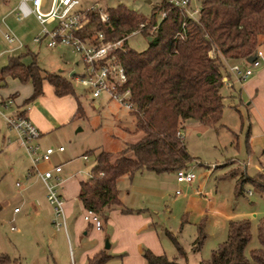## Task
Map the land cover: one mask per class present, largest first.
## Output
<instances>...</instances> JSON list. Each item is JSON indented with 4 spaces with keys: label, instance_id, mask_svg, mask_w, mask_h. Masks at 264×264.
<instances>
[{
    "label": "rangeland",
    "instance_id": "1",
    "mask_svg": "<svg viewBox=\"0 0 264 264\" xmlns=\"http://www.w3.org/2000/svg\"><path fill=\"white\" fill-rule=\"evenodd\" d=\"M46 1L50 3V0ZM156 1L158 0H153ZM80 2L83 8L95 5L103 11L122 3L144 16H149L152 10V6L146 0H80ZM18 4L19 0H0V19L3 18L1 29L11 31L35 53L37 62L43 70L47 72L61 70L59 72L69 78L71 71L79 73L82 66L75 64L77 58L71 52L61 47L49 48L45 41L40 44L33 42L40 25L33 16L17 21ZM126 41L129 47L138 51L147 47V41L141 33L129 34ZM10 46L12 45L0 34V50ZM26 51V48H21L5 52L0 56V69L7 64L9 57ZM31 60V55L24 58L26 63ZM257 60L259 62L257 66L248 62L242 64L243 68L251 69V74L247 78L241 81L232 78L234 81L232 88L222 86L223 111L216 125L204 126L195 120H189L184 125L183 140L187 152L193 158L187 167H193L196 174L191 185L178 183L174 172L157 174L145 171L142 177H137L140 185L155 188V199L146 200L148 205L145 206L149 207L153 215L163 253L169 259L177 256V250L167 235V230L175 236L185 251L187 264H201L202 261L206 264H216L217 247L227 238L229 221L247 219L251 223V239L245 248V255L250 264H258L251 259L250 251L260 247L257 224L264 218V198L251 182L241 181L246 176L264 174V37L259 38ZM260 72L262 75L258 76ZM70 80L83 107L80 111L76 109L69 123L47 136V145L43 148L56 149L62 145L66 149L65 154L71 153L73 160L70 162L62 159V155L58 157V154H53V157L57 156L63 174L74 175L79 171L78 175L86 178L87 172L95 165L97 151L105 150L111 152L113 156H119L125 143L135 141L140 133L132 132L135 121L133 112L115 101H107L104 98L96 100L100 107H95L86 89L74 79ZM6 83L5 87H0L1 94L17 89L20 96H23L30 89L28 84H20L10 78L6 79ZM45 84L48 83L45 81ZM15 109V104L7 108L0 106V254L9 257L3 264H78L81 248H90L96 238L92 236L93 231L90 233L91 229L86 228L83 223L79 224L80 246L74 237L71 225L75 218L78 220L83 214L77 203L74 204L72 217L66 218V231L63 228L57 230L53 226V208L46 198L44 202L39 198V205L42 212L50 214L49 221L44 215L43 222L42 218L27 210V206L19 204L17 194L29 181L26 173L31 169V161L16 132L8 128L4 118ZM40 148L43 149L41 145ZM87 150L95 151L87 154L88 159L83 160L82 153ZM38 168L41 170L39 164ZM205 170L210 173L206 174ZM125 179L124 184L129 181L127 176ZM16 183L21 186H16ZM238 185L241 186V194L237 193ZM178 189L181 190L179 195L175 194ZM15 207L18 211L21 210L20 213L13 212ZM100 220L103 223L101 218ZM201 221L205 223L206 238L201 248L194 251L192 244L197 236V224ZM11 226L15 229L11 230ZM87 230L89 233L85 234ZM106 238L103 242L104 247ZM104 264L124 262L121 256H115Z\"/></svg>",
    "mask_w": 264,
    "mask_h": 264
},
{
    "label": "trees",
    "instance_id": "2",
    "mask_svg": "<svg viewBox=\"0 0 264 264\" xmlns=\"http://www.w3.org/2000/svg\"><path fill=\"white\" fill-rule=\"evenodd\" d=\"M162 11L166 16L160 18ZM106 12L108 20L105 22L99 19L97 11L90 12L85 29L90 33L103 32L106 40L124 39L114 55L125 68L126 86L130 88L134 103L132 132L140 136L133 142H126L119 156L105 150L97 151L95 165L80 182L78 199L85 209L99 214L103 222H107L109 212L116 207L123 213L134 212L122 206L119 199L118 181L122 177L131 178L143 171L172 173L192 162L182 129L189 120L204 126H214L220 121L224 99L222 78L228 74L226 62L243 63L248 56L257 54L259 38L264 37V0H201L197 18L165 2L152 7L149 16L122 3ZM137 29L147 41V47L140 51L129 47L126 41ZM24 48L25 53L9 57L0 69V87H5L6 79L10 78L31 88L20 103L17 102L18 90L0 93L3 99L14 101L19 115H25L26 107L43 93L44 80L53 86L57 96H76L69 77L43 70L37 55L27 46ZM27 55H31L32 60L26 63ZM81 109L78 100L77 110ZM94 151L88 150L85 154ZM244 181L251 182L264 198L263 173L246 176L241 182ZM237 189L241 194V186ZM166 233L177 256L169 259L165 254L157 255L143 247L145 263L187 264L186 253L178 240L170 231ZM205 238V223L201 221L192 244L194 251L201 248ZM250 239L249 220H230L227 238L217 247L216 264H250L245 255ZM257 239L260 247L251 250L250 257L264 264V218L258 221ZM109 258L110 255L102 251L85 264H104ZM8 260L7 255L0 254V264ZM201 264L206 263L202 261Z\"/></svg>",
    "mask_w": 264,
    "mask_h": 264
},
{
    "label": "built area",
    "instance_id": "3",
    "mask_svg": "<svg viewBox=\"0 0 264 264\" xmlns=\"http://www.w3.org/2000/svg\"><path fill=\"white\" fill-rule=\"evenodd\" d=\"M201 0H146L152 7L160 2H165L185 12L191 18H197L200 10ZM17 21L33 16L40 25L38 33L33 37V42L40 44L45 41L49 48L61 47L67 50L77 58L75 64H81L79 73L73 71L70 78L86 89V93L93 99L103 97L115 101L128 110L134 109V103L131 100V91L126 86L127 75L124 66L116 60L114 51L121 46L124 39L116 41L106 40L105 34L101 31L87 32L85 29L89 23V13L97 11L99 19L102 22L108 20V13L100 7L91 5L81 7L80 0H19ZM166 16V12L160 13V18ZM0 19V34L2 38L11 44L9 48L0 50V56L5 52L24 48L25 45L9 30H2ZM142 26V25H141ZM155 26L151 28L154 29ZM150 30V31H151ZM140 29L132 31L130 34L140 33ZM226 62V61H225ZM245 63V62H243ZM243 63L226 62L228 74L222 78L223 85L228 88L233 87V79L241 81L251 74L250 68H243ZM253 66L259 65L257 58L252 62ZM12 99H3L0 96V106L4 108L13 105ZM27 109V107H26ZM9 129L16 132L20 144L24 147L30 158L31 166L27 171V176L37 175L43 182L46 189V199L53 208L52 224L58 230L63 228L66 231V214L64 211V198L60 193L61 179L57 175L61 171L60 165H55L51 169L40 171L38 164L41 161H50L51 155L55 151H63L64 147L59 146L56 149L47 147L41 150L36 142L40 136L38 128L30 121L27 115H19L17 107L14 112L4 116ZM179 134V133H178ZM87 160V156H84ZM178 183L191 185L196 178L193 167L179 168L175 172ZM16 186H21L16 183ZM175 194H181V190H176ZM18 208H14V212ZM83 219L93 224L96 228L101 226L99 214L90 209H85ZM14 230V227H10Z\"/></svg>",
    "mask_w": 264,
    "mask_h": 264
},
{
    "label": "crops",
    "instance_id": "4",
    "mask_svg": "<svg viewBox=\"0 0 264 264\" xmlns=\"http://www.w3.org/2000/svg\"><path fill=\"white\" fill-rule=\"evenodd\" d=\"M72 73L73 71H71L69 74ZM261 75L262 72H260L258 76ZM45 81L46 80H44L42 84L43 93L36 100L30 103L31 105L29 104L26 109L27 117L40 132L37 142L40 143L42 148L47 145L48 135H50L55 129L71 121L72 117L74 116L73 114L75 113L76 109H78L79 100L77 96L76 97L78 100H76V97L73 98L70 94L57 96L54 93L53 86L48 81H46L48 83L46 85ZM10 92L11 91H7L6 93ZM30 92L31 88L26 95L19 96L17 98V102L20 103L21 99L29 95ZM103 98L109 101L107 98ZM96 100L92 99L95 107L99 108L100 103H98ZM80 104L81 107H83L81 102ZM65 151L66 149L64 148L63 151H55L53 154H58V157L59 155H62V159L72 162L73 160L71 153L67 155L65 154ZM85 153L86 151L82 153L83 160H86L84 159V156H87ZM53 154L50 161H41L39 163V167L41 169L40 171L51 169L55 165H60L57 156L53 157ZM144 173L146 172L143 171L136 173L131 178L127 177L129 181L125 184V176L118 181L119 199L122 206L132 209L134 212L123 213L119 207H116L109 212L107 222L101 223L99 228H96L93 224L87 223L83 219V214L78 218V220L76 218L74 219L71 225V231L74 237L77 239L79 246L80 241L78 240V232L81 223L86 225V228L89 227L91 229L90 233L93 231L92 236L96 238L95 242L90 248H81L78 254V264H85L89 258L102 251H105L106 254L110 255L109 259L115 256H121L124 264H146L144 258L142 257L143 247L149 248L157 255L164 254V249L158 230L154 225L155 223L153 221V215L149 210V207L145 206L148 205L146 204V200L149 201L150 198L151 200L155 199V188L149 185H140L141 182H139V179L137 178L138 176L142 177ZM205 173L209 174L210 171L205 170ZM78 174L79 171L74 175L63 174L62 168L61 171L57 173L61 179L60 193L64 198V211L66 218L69 219L72 217L75 203H77L78 207L83 210V212L85 210L81 201L78 199V193L80 182L88 177L89 171L87 172L86 178H83V176H79ZM28 180L29 181L26 186H24V188L21 187L23 190L17 194L19 204L27 206V210H30L31 213H33L36 217L42 218L43 222L45 220V216L49 221L51 219L50 214H45L42 212L41 206L39 205V198H41V201L43 202L46 198V189L42 180L35 174H31ZM35 185H37V187H35ZM137 195H139V199H137ZM20 211L21 210L14 212L13 209L14 213H20ZM105 229L107 230L104 231ZM84 233L88 234L89 230L85 231ZM105 237L109 239V248H105L103 246Z\"/></svg>",
    "mask_w": 264,
    "mask_h": 264
},
{
    "label": "water",
    "instance_id": "5",
    "mask_svg": "<svg viewBox=\"0 0 264 264\" xmlns=\"http://www.w3.org/2000/svg\"><path fill=\"white\" fill-rule=\"evenodd\" d=\"M148 40L150 41L151 38L149 37ZM256 58H257V54L250 55L246 58V62L251 63ZM1 86H3V84H1ZM105 248H109L108 238L105 239Z\"/></svg>",
    "mask_w": 264,
    "mask_h": 264
}]
</instances>
